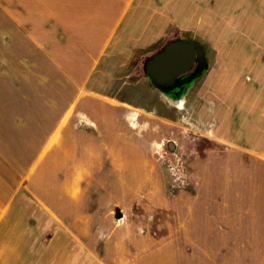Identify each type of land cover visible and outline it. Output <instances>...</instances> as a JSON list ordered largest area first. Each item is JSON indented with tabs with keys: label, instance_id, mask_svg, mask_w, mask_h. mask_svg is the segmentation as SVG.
I'll return each instance as SVG.
<instances>
[{
	"label": "crops",
	"instance_id": "0c3cea01",
	"mask_svg": "<svg viewBox=\"0 0 264 264\" xmlns=\"http://www.w3.org/2000/svg\"><path fill=\"white\" fill-rule=\"evenodd\" d=\"M13 2L14 12L0 7V264H183L163 256L165 242L173 239L180 251L182 241L196 240L184 264H226L212 259L226 255V228L216 217H190L198 231H189L181 218L178 230L161 236L145 229L121 232L118 215L103 231L96 205L85 198L84 184L105 159L116 166L119 144L128 143L118 134L120 110L128 104L118 96L134 86L135 46L129 48L120 32L136 4L149 8L155 0ZM159 4L170 19L167 29L173 18L184 30L206 22L207 31L226 32V48L238 49L239 59H228L238 93L226 87L229 120L217 140L252 152L254 170L264 166V153L240 146L264 141V0ZM17 15L51 22L46 40L26 33ZM95 73L109 92L93 90ZM104 144L110 145L107 157ZM124 154L131 166L143 160L134 149ZM254 199L256 206L264 201ZM213 240L222 243L216 248Z\"/></svg>",
	"mask_w": 264,
	"mask_h": 264
},
{
	"label": "rangeland",
	"instance_id": "374dc122",
	"mask_svg": "<svg viewBox=\"0 0 264 264\" xmlns=\"http://www.w3.org/2000/svg\"><path fill=\"white\" fill-rule=\"evenodd\" d=\"M155 2L149 8L136 4L129 26L120 32L129 48L135 46L130 51L134 56L130 61L134 86L118 96V102L128 104L120 110L118 133L128 143L119 144L116 166L105 159L103 169L84 184L85 198L96 205L93 210L103 223V231L108 230L106 220L111 218L114 223L118 215L122 217L118 221L121 232L143 233L145 229L161 236L178 230L181 218L189 231H198L196 222L191 223L192 217H216L226 228V255L225 259L212 257L215 263L264 264V201L257 206L254 201L255 197L264 200V166L254 170L252 152H242L235 145L225 146L217 140L229 120L226 87L238 93L237 75L229 70L228 63V59H239L238 49L226 48V32L207 31L206 22H193L184 30L185 26L173 18L167 29L169 16L160 10L159 0ZM2 6L12 12L16 7L13 0H0ZM44 19L24 15L20 21L26 33L42 41L46 40L44 29L52 24ZM183 37L200 39L206 45L210 68L180 101L173 102L150 86L143 65L168 41ZM233 66L237 67L235 63ZM96 73L91 82L93 90L109 92L108 85L96 83ZM170 141L174 143L171 152L167 147ZM106 146L110 145H103L105 157ZM240 146L264 153V141ZM133 149L141 153L143 160L131 166L124 153ZM147 173L151 174L150 182ZM192 242L196 240L182 241L180 251V242L168 240L163 256L184 264ZM211 242L216 248L222 243Z\"/></svg>",
	"mask_w": 264,
	"mask_h": 264
},
{
	"label": "water",
	"instance_id": "95a60500",
	"mask_svg": "<svg viewBox=\"0 0 264 264\" xmlns=\"http://www.w3.org/2000/svg\"><path fill=\"white\" fill-rule=\"evenodd\" d=\"M210 67L208 49L193 37H183L168 41L159 51L147 57L143 70L150 86L172 100L180 101L193 83L199 80ZM175 91L180 92L177 99ZM169 151L174 143L168 142Z\"/></svg>",
	"mask_w": 264,
	"mask_h": 264
},
{
	"label": "flooded vegetation",
	"instance_id": "af4514ba",
	"mask_svg": "<svg viewBox=\"0 0 264 264\" xmlns=\"http://www.w3.org/2000/svg\"><path fill=\"white\" fill-rule=\"evenodd\" d=\"M174 94H175V96H177L176 97L177 99L180 97V92L179 91H175Z\"/></svg>",
	"mask_w": 264,
	"mask_h": 264
},
{
	"label": "trees",
	"instance_id": "16d2710c",
	"mask_svg": "<svg viewBox=\"0 0 264 264\" xmlns=\"http://www.w3.org/2000/svg\"><path fill=\"white\" fill-rule=\"evenodd\" d=\"M159 51V50H158Z\"/></svg>",
	"mask_w": 264,
	"mask_h": 264
}]
</instances>
